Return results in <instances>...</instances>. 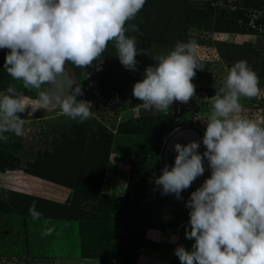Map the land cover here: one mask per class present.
I'll use <instances>...</instances> for the list:
<instances>
[{"label":"rangeland","instance_id":"1","mask_svg":"<svg viewBox=\"0 0 264 264\" xmlns=\"http://www.w3.org/2000/svg\"><path fill=\"white\" fill-rule=\"evenodd\" d=\"M157 1L146 0L142 9L149 18L144 23L151 24L150 32L126 33L136 37L138 49L146 50L136 57L138 71L127 70L119 62L112 42L93 66L82 69L66 64L65 70L83 92L77 100L91 104V119L79 123L59 114V108L49 112L38 110L28 117V109L18 113L21 119H27L24 135L5 133L9 139L0 141V204L14 200L15 195L12 197L9 190L62 199V191H68L63 185L11 169L42 168L45 174L63 178L57 174L55 164L56 153L66 142L73 161L79 162L75 168L70 162L67 165L76 169L79 176L84 173L81 178H68L80 191L64 186L71 189L65 204L24 200L47 208L49 213L55 212V217L34 221L22 211L0 214V264H59L61 257L87 256L98 257L103 264H136L141 255L160 254L171 256V262L159 260L157 264H180L172 246L150 239L159 236L167 242L171 234L185 232L190 219V209L185 204L211 172L205 159L204 174L181 193L183 199L177 200L174 194L162 195L153 174H162L171 136L177 129H192L200 139L198 152L202 155L206 151L202 139L206 131L204 122L211 111L210 98L222 86L226 69L241 60H246L257 73L260 88L255 103L253 98H241L242 115L264 125V0H188L194 8L221 12L225 26L219 32L196 26L185 28L180 17L159 26L158 19L166 18L173 4L169 0H159V4ZM131 24L141 25L129 21L126 27ZM189 40L196 42L195 55L204 68L196 69L191 81L195 85L194 97L186 104L174 102L169 112L137 110L140 101L132 95L133 85L143 79L145 69L154 65L159 55L170 52L177 41ZM7 50L0 56V80L4 79V86L0 81V91L14 85L18 92L35 97L37 91L29 92L20 82L7 77L2 67ZM188 139L184 138L183 144ZM59 143L62 144L58 146ZM97 153L101 164L91 163ZM107 153L110 157L106 160ZM42 220L56 221L59 226L49 225L51 235H43L47 229L40 225ZM173 237L174 241L179 240L178 247L191 251L194 240L185 235H178L180 239Z\"/></svg>","mask_w":264,"mask_h":264},{"label":"clouds","instance_id":"2","mask_svg":"<svg viewBox=\"0 0 264 264\" xmlns=\"http://www.w3.org/2000/svg\"><path fill=\"white\" fill-rule=\"evenodd\" d=\"M145 3L0 0V49L10 50L4 69L24 89L37 91L35 97L18 92L14 85L0 91V141L9 139L5 133L24 135L27 119L18 113L28 109V117L38 110L59 108V114L79 123L91 119V104L77 100L83 95L79 86L66 96L56 95L55 107L47 87L42 86L65 74L67 63L82 69L93 66L110 42L119 62L127 70L138 71L136 57L146 50L138 49L135 36L126 35L129 30L139 32V27L126 25ZM196 47L194 40L177 41L170 52L159 55L145 69L143 79L133 85L132 95L140 101L137 110L169 112L174 102L186 104L194 97L191 81L196 69H204L195 55ZM226 72L219 91L210 98L202 139L206 151L198 152L200 142L177 143L171 169L165 165L159 177L153 174L162 195L174 194L181 200V193L204 174V160L209 164L210 178L185 204L190 209L185 238L195 243L191 251L176 248L180 264H264V125L243 116L240 103L241 98L259 94V77L246 60ZM29 214L34 221L42 218L35 202ZM51 232L47 229L43 235Z\"/></svg>","mask_w":264,"mask_h":264},{"label":"trees","instance_id":"3","mask_svg":"<svg viewBox=\"0 0 264 264\" xmlns=\"http://www.w3.org/2000/svg\"><path fill=\"white\" fill-rule=\"evenodd\" d=\"M169 1H171V4H173V6L170 10L167 11V13H166L167 17L166 18H164L163 20H159L157 18L158 19L157 23H160L159 26H163L164 23L171 24V22L174 20V18H178V17H180L182 19L180 23H185V25H186L185 28L188 26H196L199 28H204V29L206 28L207 30L219 32L220 28H224L223 26H225L222 23L223 22V15L221 14V12L216 13L213 11L212 8H210L211 11H209L207 8L206 9L205 8L204 9L194 8L188 0H169ZM159 3H160V1L158 0L157 4H159ZM210 7H211V5H210ZM160 16L161 15L158 13V17H160ZM146 19L149 20V18L146 16V11L142 10L138 13L136 18L134 20H132V21H137L138 23H141V25L138 26L139 27L138 33H144L145 31L150 32L151 24L147 25V23H144V21ZM142 21H143V24H142ZM217 24H219V25H217ZM5 50L6 49H0V56H1V54H3L5 52ZM9 51L10 50H7V53H9ZM2 67H4V66H2ZM253 68L256 70L257 69L256 65ZM7 77H8V74H7ZM3 80L4 79L0 80L2 83V86H4ZM0 86H1V84H0ZM0 90H1V88H0ZM62 143H64V142H62ZM62 143H59L58 146H60ZM109 153H107V156L105 157V159L106 158L109 159V157H110ZM99 157H100V154L97 153L95 155L96 159L93 158L91 163L98 162L99 164H101V161H100L101 159ZM56 158H58V161L55 164V166L57 167V170H56L57 174L62 176L63 178H60L57 176H52V174L50 175L48 173L45 174L44 172L41 171L42 168L41 169H31V170L26 169L25 170V169H22L20 167H17V168L15 167L11 170H23L24 172H26L28 174H31V175H34V176H37V177H40L43 179H47L49 181H52L54 183H57V184H60L63 186L73 188V190L75 189V190L80 191L77 184H73L72 182L68 181V178L74 177L77 175H78V177L81 178L84 173L79 176V174H77L78 171L76 169H72V168L70 169L69 166L67 165L68 162H70L69 164L74 166V168H75L79 164L78 161H76V160L73 161V153L71 151L70 145H67V142L61 145L60 149L56 153ZM88 168L85 169V172L88 170ZM103 168L105 171L106 167L103 166ZM86 176H87V174H86ZM82 187H80V188H82ZM9 193L12 194V197L15 195V197H13L14 200L8 199V202H5V201H4L5 203L2 202L0 204V206H1L0 214H8L10 212L14 213L15 211L16 212L22 211L21 212L22 214L30 215L29 214V207L32 204H27V202L25 203L24 200L27 198H30V199H38V198H35L33 196H30V195H27L24 193H20L17 191H12V190H9ZM38 200H42V199H38ZM42 201H45V200H42ZM15 207H17V210L15 209ZM36 210L39 211L40 213H42V217H44V218L45 217L52 218V217L56 216L55 212L50 211L51 210L50 208L48 209L50 211V213H49L47 211V208H43L41 205H38V206L36 205Z\"/></svg>","mask_w":264,"mask_h":264},{"label":"crops","instance_id":"4","mask_svg":"<svg viewBox=\"0 0 264 264\" xmlns=\"http://www.w3.org/2000/svg\"><path fill=\"white\" fill-rule=\"evenodd\" d=\"M44 181H47V180H44ZM47 182H50V181H47ZM57 185H59V184H57ZM59 186H61V185H59ZM61 187H63L64 189L68 190V191H62V194H63L62 199H57L56 197L52 198V197H49V196L44 195V194L42 195L43 197H39V195H36V196L35 195H30V196H33L35 198L42 199V200L51 201V202H54V203L65 204L66 201L69 199V197L71 195V189L67 188V187H64V186H61ZM46 198H49V199H46ZM42 221L43 222L40 225L43 226L45 229H47L49 225L51 227L59 226L57 223H55L56 221H53V220H42ZM45 221H48V223H45ZM43 231H44V229H43ZM178 235H185V232H180V234H178ZM178 235L176 233L175 234H171V237L169 238V240L167 239L168 240L167 242L163 241L162 237H159V236H158L159 238L155 237V239H150V238L149 239L151 241L157 242L158 244H162V245L169 244L170 246H172V249H173L172 251L175 252L174 250H176V248H178V243H180V242H179V240L178 241H174V239H173L174 237L173 236H175V237L177 236L178 237ZM156 238H158V239H156ZM176 239H180V238L178 237ZM186 250H188V248ZM173 252H172V256H173ZM171 258H172L171 256H167L165 254H162V255L160 254V255H157L156 257H149L147 255H141L140 258H138V260L136 261V264H157V262L159 260L165 261L167 263H170L171 262L170 261ZM57 261L59 262V264H103V262L98 257H93V256L67 257V258L61 257Z\"/></svg>","mask_w":264,"mask_h":264},{"label":"water","instance_id":"5","mask_svg":"<svg viewBox=\"0 0 264 264\" xmlns=\"http://www.w3.org/2000/svg\"><path fill=\"white\" fill-rule=\"evenodd\" d=\"M46 87L50 95L53 97L52 107H55L56 105L54 97L56 95H61L63 97L70 94L71 91L76 88V84L74 80L69 76L68 72L65 70V74L59 75L55 83H50ZM184 138H189L185 144H183ZM199 140L200 139L197 132L192 129L185 128L176 131L167 143L164 156L165 164L169 167V170L174 165V160L177 155V153L174 151V145L177 143L181 145H187L190 142H199Z\"/></svg>","mask_w":264,"mask_h":264},{"label":"flooded vegetation","instance_id":"6","mask_svg":"<svg viewBox=\"0 0 264 264\" xmlns=\"http://www.w3.org/2000/svg\"><path fill=\"white\" fill-rule=\"evenodd\" d=\"M257 97H258V95H257V96H255V97H253V101H254V100H256V98H257ZM254 103H255V101H254Z\"/></svg>","mask_w":264,"mask_h":264},{"label":"bare ground","instance_id":"7","mask_svg":"<svg viewBox=\"0 0 264 264\" xmlns=\"http://www.w3.org/2000/svg\"><path fill=\"white\" fill-rule=\"evenodd\" d=\"M30 111H31V109H30ZM186 139H188V138H186Z\"/></svg>","mask_w":264,"mask_h":264}]
</instances>
